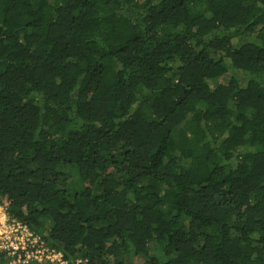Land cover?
<instances>
[{
    "label": "trees",
    "instance_id": "16d2710c",
    "mask_svg": "<svg viewBox=\"0 0 264 264\" xmlns=\"http://www.w3.org/2000/svg\"><path fill=\"white\" fill-rule=\"evenodd\" d=\"M0 203L67 264H264V0H0Z\"/></svg>",
    "mask_w": 264,
    "mask_h": 264
},
{
    "label": "built area",
    "instance_id": "2783aa9c",
    "mask_svg": "<svg viewBox=\"0 0 264 264\" xmlns=\"http://www.w3.org/2000/svg\"><path fill=\"white\" fill-rule=\"evenodd\" d=\"M0 255L3 264H67L41 236L10 218L6 203H0Z\"/></svg>",
    "mask_w": 264,
    "mask_h": 264
},
{
    "label": "rangeland",
    "instance_id": "374dc122",
    "mask_svg": "<svg viewBox=\"0 0 264 264\" xmlns=\"http://www.w3.org/2000/svg\"><path fill=\"white\" fill-rule=\"evenodd\" d=\"M138 264V263H137Z\"/></svg>",
    "mask_w": 264,
    "mask_h": 264
}]
</instances>
